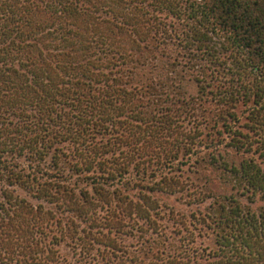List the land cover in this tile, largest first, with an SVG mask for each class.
Returning <instances> with one entry per match:
<instances>
[{
  "label": "trees",
  "instance_id": "trees-1",
  "mask_svg": "<svg viewBox=\"0 0 264 264\" xmlns=\"http://www.w3.org/2000/svg\"><path fill=\"white\" fill-rule=\"evenodd\" d=\"M0 264H264V0H0Z\"/></svg>",
  "mask_w": 264,
  "mask_h": 264
},
{
  "label": "rangeland",
  "instance_id": "rangeland-1",
  "mask_svg": "<svg viewBox=\"0 0 264 264\" xmlns=\"http://www.w3.org/2000/svg\"><path fill=\"white\" fill-rule=\"evenodd\" d=\"M184 91L188 92L189 94H192V95H197L198 87H197L196 83L192 81V82H190V85L184 86ZM189 127L190 126H187L186 130H189ZM199 128L204 129V126L199 125ZM226 137H227V134H224V138H226ZM220 149L224 150L223 147H221ZM203 151L205 152L207 150L203 149ZM195 158L196 157L193 156L192 161H194ZM183 170H188V166L183 167ZM183 183H185L187 185L185 179H184ZM189 202H190V206H188ZM197 202H198V200L195 201L194 197L188 196V193L186 191L176 192L173 195L163 194V195H160L159 204L161 205V207H159L158 212H159L161 217L166 214L167 219H169L170 217L172 219V215L178 211H180L181 213H186V212H188V208H195L197 206H203L200 202L199 203H197ZM167 205H168V207H167ZM171 211H173V213ZM156 212H157V210H156ZM164 222H165V220H164ZM62 247H63V245H62Z\"/></svg>",
  "mask_w": 264,
  "mask_h": 264
}]
</instances>
